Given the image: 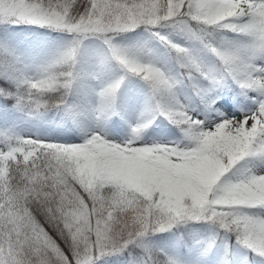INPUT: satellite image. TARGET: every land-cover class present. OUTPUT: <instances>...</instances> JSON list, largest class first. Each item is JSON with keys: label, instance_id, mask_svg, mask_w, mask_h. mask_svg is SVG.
I'll return each instance as SVG.
<instances>
[{"label": "snow or ice", "instance_id": "obj_1", "mask_svg": "<svg viewBox=\"0 0 264 264\" xmlns=\"http://www.w3.org/2000/svg\"><path fill=\"white\" fill-rule=\"evenodd\" d=\"M0 264H264V0H0Z\"/></svg>", "mask_w": 264, "mask_h": 264}]
</instances>
